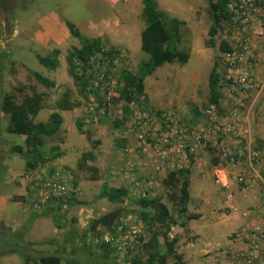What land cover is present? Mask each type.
I'll list each match as a JSON object with an SVG mask.
<instances>
[{
  "label": "rangeland",
  "instance_id": "1",
  "mask_svg": "<svg viewBox=\"0 0 264 264\" xmlns=\"http://www.w3.org/2000/svg\"><path fill=\"white\" fill-rule=\"evenodd\" d=\"M153 1L170 18L186 22L181 30L182 40L178 47L179 50L188 51L190 59L187 64H165L146 78L145 93L151 101L149 105L157 112L176 116L186 127L205 126L209 123L205 110L210 106L211 71L218 64L223 77L226 73L219 46L222 40L230 42L235 35L229 23H223L215 38L216 45L210 44L212 21L207 0ZM4 4L8 5L9 10L0 12V24L4 19L11 23L6 24V31L0 42L9 50L10 56L1 68L0 79L5 76L7 91L14 94L17 101L24 94H42L47 108L37 118L41 122H47L52 112L58 111L56 105L64 93L70 95L73 103L79 104L72 111H60L64 117L62 130L48 140L46 151L59 147L65 153L63 158L51 164L66 165L73 169L79 183L77 201L85 204L71 207L64 205L61 210H57L56 216L35 217V212L42 211L32 209V197L27 191L26 177L29 171L26 169L25 159L9 151L14 144L24 146L25 137L0 129V153L3 158L0 170L5 172H0V232L4 233V229L10 231L0 237V254L4 252V239L8 238L10 241L21 236L22 240L20 247L13 245L14 251L10 255L0 257V264H31L27 262L24 251L38 258L43 253L65 246L70 236L77 238L79 247L82 242L80 237L87 230L89 222L98 216L120 208L128 212L132 221L140 219L139 208L131 199L122 204H111L97 198L105 186L126 188L123 182L114 178L113 171L128 159L129 162L131 157H127L128 154H124L119 145L121 129L111 128L110 123L92 129L93 143L78 131L76 124L83 115L85 99L68 74L65 57L73 47L84 46L99 38L106 43L107 48L123 49L126 57L115 64V71L110 75L114 90L123 68L136 73L141 63L149 59L142 51L141 42V32L146 24L143 21L142 0H5ZM67 24L79 30L77 37L72 35ZM259 39L261 45H257V49L262 53L259 63L262 72L258 78L264 83V35L257 42ZM55 48L61 51V64L56 71H50L40 65L36 55L49 56ZM35 72L55 81L56 86L44 87L36 80ZM239 99L237 95L230 99L222 89V108L224 105L229 109L228 112L224 110V114L219 110L218 116L220 119H230L236 112L239 123L245 124L250 110L249 121L254 137L259 142L264 138V89L258 97L252 93L242 99L244 106L237 102ZM207 151L200 150L194 160L192 199L188 205V211L201 215V218L189 222L187 231L172 229L171 237L179 239L178 252L182 254L183 261L189 257L186 264H245L241 256L242 249L233 250L232 243L235 245L236 240L240 239L238 244L246 248L250 225L237 210L241 213L252 211L255 213L254 217L263 220L264 186L260 184L244 192L243 186L235 178L237 169L226 163L222 168H214ZM92 167L98 170V180L93 179L94 173L90 170ZM243 170H246L245 167ZM225 174L228 188L225 186ZM165 177L164 175L159 180V194L167 192L162 184ZM163 202L169 205L167 200ZM171 211L175 212L173 207ZM211 223L216 230L218 228V232L207 241L208 235H205L208 232H204V228L210 227ZM222 225L224 227L220 229ZM54 239L57 243H52ZM37 243H43L38 247L41 254L29 246ZM65 257L76 259L82 264L94 262L98 258L94 256L93 259L87 252L80 250ZM134 257L135 254H127L121 263L114 262L133 264ZM206 257H212V261Z\"/></svg>",
  "mask_w": 264,
  "mask_h": 264
},
{
  "label": "trees",
  "instance_id": "2",
  "mask_svg": "<svg viewBox=\"0 0 264 264\" xmlns=\"http://www.w3.org/2000/svg\"><path fill=\"white\" fill-rule=\"evenodd\" d=\"M5 0H0V12L9 10L8 5H5ZM143 3V21L146 26L141 32L142 51L148 55L149 59L142 62L136 73L128 68H123L120 71L117 79L118 89L115 90L114 99L123 104V110L126 119L133 114L132 105H149L148 96L145 93V80L151 76L157 69L165 64L178 62L187 64L190 59L188 51L179 50L178 44L182 40L181 30L186 25L185 21L170 18L165 12L159 9L158 4L153 0H142ZM228 0H207L209 16L212 21L210 28L209 40L212 46H215V38L219 34V30L223 23L230 22V14L227 10ZM0 24V40L6 31V24L11 22L2 20ZM4 26V29H3ZM73 36L79 35V30L67 24ZM10 27V26H8ZM231 47L229 40L224 39L219 46L220 52L226 53ZM7 50L0 42V71L9 55ZM119 50L115 47H106L103 40L95 39L91 43L84 46L73 47L67 51L65 61L67 64L68 74L73 79L77 86L78 92L86 100L88 96L93 94L95 97L100 96L101 88L96 87V82L105 85V90L108 89L107 83L110 82V75L114 73L116 60ZM60 49H53L49 56L37 54L36 58L40 65L50 71H56L60 67ZM10 63V60H9ZM9 65V64H8ZM104 73L103 81L100 79ZM1 75V74H0ZM36 80L46 88H53L56 82L42 74L35 72ZM223 77L218 64L214 65L210 77V105H216L222 112V85L220 81ZM5 76L0 79V129L11 134H16L25 137V144L12 145L9 149L11 153L18 154L24 157L27 171L36 170L38 168H48L49 172L57 168L67 169L74 176L75 185L79 188L78 177L72 168L66 165H52L57 159L63 158L65 153L59 147H53L46 151V145L49 139L57 136L64 124V117L60 111H72L79 106L78 103H73L70 100V95L64 93L56 105L58 111L52 112L47 122L37 121L40 113L47 108L45 98L40 93L24 94L20 101H17L16 96L7 91L5 86ZM83 115L77 120L78 131L85 135L90 143H93V128L102 126L104 123H110L111 128H120L121 131L127 130V125L124 119L112 120L108 116L102 117L99 124L95 127H90L85 130L83 127ZM127 122V121H126ZM130 141L127 139L120 141L119 145L124 150L130 146ZM210 159V164L214 168H222L225 165L218 155L215 148L207 149ZM2 155L0 153V167H2ZM195 161L188 167L167 173L165 179L162 180L166 193H158L156 191L149 197L132 199L129 196L128 189L125 187H107L105 186L99 196L100 200H107L111 204H122L126 200L131 199L139 208L140 219L143 225V235L139 240L130 245L127 249V254L130 256L135 254L132 259L133 264H186L183 261V256L178 252L179 239L171 237L172 229L188 230L189 222L199 220L201 215L192 214L188 211V205L192 199L191 183L192 173ZM94 173L93 179L98 180V170L94 167L90 168ZM0 172L4 173V171ZM263 173V172H262ZM264 175V173H263ZM79 193L56 201L54 206H49L42 210L41 213L35 212L36 218H45L56 216L57 210H61L64 205L75 206L84 205V202L77 201ZM163 200H167L169 205H166ZM175 212L171 211V207ZM56 211V212H55ZM129 219L128 212L123 209H116L107 214L98 216L91 220L87 230L80 237L82 242L79 247L76 243L77 238L70 236L69 242L65 246L58 249L43 253L34 258L29 253L24 251L27 262L31 264H82L78 260L68 259L69 253L76 250L87 252L91 258L98 257L94 262L88 264H116L114 262V254L116 249L111 243L103 240L107 233H117L120 226L124 225ZM10 231L4 229L7 234ZM72 234L75 232L72 231ZM21 236L4 239L3 250L0 257L10 255L13 251V245L20 247ZM52 243H57L53 240ZM43 243H37L31 246L32 250L39 251L38 247ZM13 248V250H11ZM69 250V251H68ZM41 254L42 252L39 251ZM95 256V257H94ZM238 264V263H232Z\"/></svg>",
  "mask_w": 264,
  "mask_h": 264
},
{
  "label": "built area",
  "instance_id": "3",
  "mask_svg": "<svg viewBox=\"0 0 264 264\" xmlns=\"http://www.w3.org/2000/svg\"><path fill=\"white\" fill-rule=\"evenodd\" d=\"M227 10L230 14L229 25L235 36L229 42L230 51L222 54L226 73L220 84L230 99L237 95L240 97L237 102L244 106L242 99L252 93L258 97L264 89V83L256 72L259 65L257 39L264 35V0H228ZM124 57L126 54L121 51L119 58ZM104 76V73L100 76L102 81ZM109 80L107 90L106 84L96 82V87L101 88L100 96L91 94L85 100L83 127L85 130L95 127L104 116L115 121L125 120L127 130L120 131L119 138L120 141H130L124 154L127 153L131 160L115 167L113 175L125 184L130 198L151 196L158 188L162 176L188 167L200 150L208 148H215L221 160L237 169L235 178L243 186L244 192L260 184L264 186V139L256 143L249 121L250 110L246 123L240 124L236 112L230 119H220L219 108L210 105L205 110L209 123L194 128L182 125L172 114L133 104V114L126 119L123 104L114 99L117 84L113 90L111 77ZM244 167L246 170H243ZM225 177V186L228 188L226 174ZM26 182L35 211H42L54 206L59 199L79 193L74 176L64 168L49 172L48 168L40 167L29 171ZM242 216L248 220L252 214L244 211ZM142 228L141 222L132 221L129 217L117 233L105 234L103 240L116 249L115 262L121 263L125 259L128 247L143 235ZM248 236V246L241 255L243 262L264 264V224H254Z\"/></svg>",
  "mask_w": 264,
  "mask_h": 264
},
{
  "label": "crops",
  "instance_id": "4",
  "mask_svg": "<svg viewBox=\"0 0 264 264\" xmlns=\"http://www.w3.org/2000/svg\"><path fill=\"white\" fill-rule=\"evenodd\" d=\"M262 39V38H261ZM261 39H259V41L257 42V45H261V42H260V40ZM264 44V43H263ZM259 54H258V64L260 63V58L262 57V53L261 52H258ZM256 72H258V74H260L262 71H261V67H260V65H258L257 66V69H256ZM150 102V104H151V101H149ZM229 104V103H228ZM228 104H226L225 103V105H228ZM229 108H227V107H225L224 105H223V110H222V113L224 114L225 113V111L224 110H226V112H228L227 110H228ZM264 139V138H263ZM262 140V139H261ZM249 212H251V211H249ZM239 214H240V216L245 220V221H247V223L250 225L249 227L251 228L254 224H256V223H259L260 222V218H258L257 216L256 217H250L248 220H246L243 216H242V213H241V211L240 212H238ZM252 214V213H251ZM263 222H264V218H263ZM210 225V227H208V226H206L205 228H204V232H208L206 235H205V237L208 235V237H206L207 238V241H209V240H211L212 238L211 237H213L214 236V233L216 234L217 232H218V228H217V230L215 229V227H213L212 226V223L211 224H209ZM216 225H218V223H216ZM212 227L214 228V230L212 229ZM223 225L221 226V228L220 229H223ZM249 231H250V229H249ZM239 233H241V231H239ZM248 235H249V233H248ZM246 236L247 237V242H249L248 241V237L249 236ZM238 241H240V239H237L236 240V243H235V245H234V243H232L233 244V250L235 249V250H239V249H242V252H243V250L244 249H246V248H242V246H240L239 244H238ZM181 253H183V252H181ZM206 254V253H205ZM235 254H238V253H235ZM240 255V254H239ZM206 256V255H205ZM189 257H187V259H188ZM208 260H210V261H212V257H206ZM205 258V259H206ZM187 259H185L184 258V260H185V262L187 261Z\"/></svg>",
  "mask_w": 264,
  "mask_h": 264
},
{
  "label": "clouds",
  "instance_id": "5",
  "mask_svg": "<svg viewBox=\"0 0 264 264\" xmlns=\"http://www.w3.org/2000/svg\"><path fill=\"white\" fill-rule=\"evenodd\" d=\"M119 50V53H118V57H119V55H120V52L121 51H124L123 49H118ZM125 52V51H124ZM126 54V53H125ZM121 58H119V60H120ZM119 62V61H118ZM143 105L146 107V105L143 103ZM151 109H153L154 110V108L152 107ZM220 110V109H219ZM221 112V111H220ZM206 116V115H205ZM207 118V117H206ZM94 129V128H93ZM256 141H257V139H256ZM261 141V140H260ZM259 141V142H260ZM258 141L256 142V143H259ZM223 161V160H222ZM224 162V161H223ZM227 164V163H226ZM264 170H262V172H263ZM263 174V173H262ZM32 209H33V207H32ZM237 212H239L238 210H237ZM243 213V212H242ZM251 213H252V216H255L254 214L255 213H253L252 211H251ZM263 217V216H262ZM259 223H262V224H264V222H263V220L262 219H260V222ZM251 229V228H250ZM249 233H250V231H249Z\"/></svg>",
  "mask_w": 264,
  "mask_h": 264
}]
</instances>
